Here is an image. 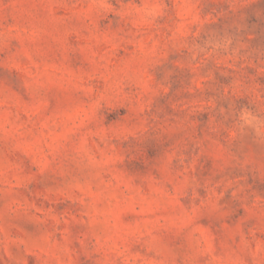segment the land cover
I'll use <instances>...</instances> for the list:
<instances>
[{
	"label": "rangeland",
	"instance_id": "374dc122",
	"mask_svg": "<svg viewBox=\"0 0 264 264\" xmlns=\"http://www.w3.org/2000/svg\"><path fill=\"white\" fill-rule=\"evenodd\" d=\"M0 264H264V0H0Z\"/></svg>",
	"mask_w": 264,
	"mask_h": 264
}]
</instances>
